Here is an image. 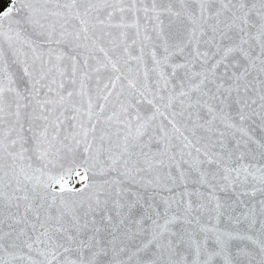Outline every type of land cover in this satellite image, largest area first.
Instances as JSON below:
<instances>
[{"label":"snow or ice","instance_id":"6c2138e0","mask_svg":"<svg viewBox=\"0 0 264 264\" xmlns=\"http://www.w3.org/2000/svg\"><path fill=\"white\" fill-rule=\"evenodd\" d=\"M0 4V264H264V0Z\"/></svg>","mask_w":264,"mask_h":264},{"label":"rangeland","instance_id":"374dc122","mask_svg":"<svg viewBox=\"0 0 264 264\" xmlns=\"http://www.w3.org/2000/svg\"><path fill=\"white\" fill-rule=\"evenodd\" d=\"M2 2H3V0H0V3H2ZM3 7H4V5L0 4V11L3 10Z\"/></svg>","mask_w":264,"mask_h":264}]
</instances>
